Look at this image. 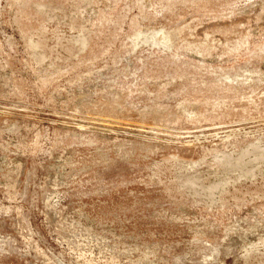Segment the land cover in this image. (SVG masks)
<instances>
[{
  "label": "rangeland",
  "instance_id": "374dc122",
  "mask_svg": "<svg viewBox=\"0 0 264 264\" xmlns=\"http://www.w3.org/2000/svg\"><path fill=\"white\" fill-rule=\"evenodd\" d=\"M0 264H264V0H0Z\"/></svg>",
  "mask_w": 264,
  "mask_h": 264
}]
</instances>
